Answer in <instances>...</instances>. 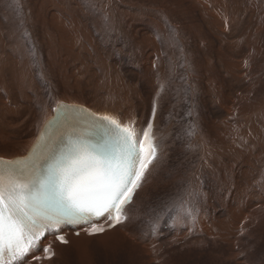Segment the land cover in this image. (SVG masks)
<instances>
[{
    "label": "rangeland",
    "instance_id": "374dc122",
    "mask_svg": "<svg viewBox=\"0 0 264 264\" xmlns=\"http://www.w3.org/2000/svg\"><path fill=\"white\" fill-rule=\"evenodd\" d=\"M16 1L19 0H0V38H4H1L0 48L8 56L0 70V134L9 128L7 118L12 106L10 101L22 102L36 96L23 84L25 71L29 78L33 77L28 82L31 86L27 87L35 86L37 94L38 84L42 83L41 95H45L41 91L44 86H49L51 94L46 95L48 99H52L54 95L93 102L108 99L134 107L139 94L147 98L150 92H155L161 100L162 112L168 111L178 117L179 121L174 129L179 125L187 128L188 135L185 137L176 133L174 159L170 169L164 172L163 164L153 169L147 188L151 191L149 194L146 191L139 198L133 211L139 239H147L151 245L155 241L152 250L154 251L153 247L159 248V257L151 260L144 255V260L129 248L123 247L124 255L107 264H264V201L256 208L248 209L244 218L237 220L241 209L246 208L253 195H264V22L261 21L264 18V0H169L165 2L166 8L151 7L153 4L161 6L164 0H38L39 11H34L37 0H27L29 4L26 0H20V6ZM41 1L53 5L52 14L56 19H63L60 26L68 24L71 34L78 35L91 30L92 35L99 33V42L104 46L103 54L97 56L96 62L87 61L86 58L76 61L83 71H89L87 74H80L77 65H72V58L63 54L56 56L55 61L63 64L65 69L60 67L50 70L49 67H44L49 59L44 44V51L38 44L42 42L43 33L41 37L38 20L34 19L33 12H39L40 15L43 13L46 19L51 11L44 13L46 5ZM152 12H164L161 14L164 18H158V26L153 27L156 30L155 37L158 36L157 45L152 47L146 58L141 43L140 46H130L120 37L122 35H117L112 30L132 26L148 29L146 26L150 21L157 19L149 15ZM176 12L191 14L189 24L182 22L189 35L192 27L195 31L206 33L214 28L212 33L218 35L219 40L223 36L225 41L220 42L223 43V50L231 53L228 59L230 61L218 60L213 56L209 61H214V65L222 73L228 69L227 62L229 65L240 66L244 79L241 80L234 72L226 70L229 79H232L231 88L226 90L220 86L221 82L216 83L211 71L203 77L204 70L197 64L200 53H189L182 33L175 29L182 30L173 20ZM203 14L206 18H203ZM196 24L200 25L198 30L195 29ZM21 25L26 26L25 29L20 30ZM163 25L170 31L158 29ZM17 27L20 31L15 36L16 39H13ZM7 29L12 36L5 34ZM105 32L106 36H102ZM198 35L203 36L200 33ZM198 35L194 37L197 42ZM204 37L207 38V35ZM5 38L10 39L7 40L6 48L3 45ZM18 38L26 44L17 42ZM204 43L205 40H202L199 45L204 47ZM91 44L89 43L90 48ZM133 68L137 72H133ZM221 79L226 83L222 75ZM211 89L213 92L209 91ZM227 91L228 101H224ZM244 93L246 100L242 101ZM188 110L193 113L191 120L186 116ZM7 147L6 145L2 150L6 151ZM182 202L186 211L169 210ZM257 211L261 218L253 219ZM228 221H232L229 229ZM210 231L213 233L210 234ZM231 236L234 240L228 239ZM95 258L100 261L102 257ZM63 262L60 259V263ZM68 264L79 263L72 256L68 259ZM101 264L106 263L101 261Z\"/></svg>",
    "mask_w": 264,
    "mask_h": 264
},
{
    "label": "snow or ice",
    "instance_id": "6c2138e0",
    "mask_svg": "<svg viewBox=\"0 0 264 264\" xmlns=\"http://www.w3.org/2000/svg\"><path fill=\"white\" fill-rule=\"evenodd\" d=\"M89 115L87 129L66 121L64 131L42 133L27 158L0 159V264L50 259L53 244L43 240L68 245L59 234L67 227L94 238L132 221L129 206L157 155L153 124L138 134L115 117ZM41 247L44 257L35 255Z\"/></svg>",
    "mask_w": 264,
    "mask_h": 264
},
{
    "label": "bare ground",
    "instance_id": "6f19581e",
    "mask_svg": "<svg viewBox=\"0 0 264 264\" xmlns=\"http://www.w3.org/2000/svg\"><path fill=\"white\" fill-rule=\"evenodd\" d=\"M133 1H135V0H133ZM18 2L20 3V0ZM18 2L16 1V4ZM41 2L45 3V5H46V6H44L45 7V11H44V8L42 7V4H41V7H42L44 13H46V11H51V10L53 11V8H52L53 5L52 4H49V2L46 3L44 1H41ZM125 2L126 1H124V3ZM165 2H169V0H164L163 2H161V6H159L158 4L157 5L153 4L151 7L166 8L165 7ZM33 3H34V1H33ZM37 3H38V0L35 3V10L34 11H39L38 10V6L40 4L38 5ZM55 3H57V2H55ZM106 3H107V1H106ZM21 4H19L18 6H20ZM27 4H29L28 1H27ZM30 4H31V2H30ZM58 4L59 3H57V5ZM203 4H204V2H203ZM208 5L211 6V8H212V5H210V3ZM59 6H61V5H59ZM167 7L170 8L169 6H167ZM173 8H175V7H173ZM39 9H41V8H39ZM54 9H56V8H54ZM170 9H172V8H170ZM52 11H51L50 16H48L49 18H46V19H44L45 17H44V15L42 13V10H41V13H42L41 15H40L39 12H33L34 15H35L34 19L38 20V25H37L38 26V32L41 35V37H42V33H43V37H42V40H41L42 42H38V44H39V46L41 47L42 50H43V44H44V47H45V50L47 51V55H48V59H49V63L47 65L45 64L44 67H49L48 69H50V70L58 69L60 67H64L63 69H65V66L63 64L59 63L58 61H55V59H56L55 57L60 55V54H63L65 56L69 55L68 57L72 58V65H74V64L77 65L76 61L82 60V59H85V58L87 59V61L96 62L97 56L99 54L100 55L103 54L102 52H104V46L99 42V39H98L99 33H97V35L96 34L92 35V30H91V31H85V32L80 33L78 35L71 34L70 27H68V24L67 25L65 24L64 26H60L61 21L63 19L61 17H59V19H56L57 17L55 15H53L54 13ZM167 11H169V10L167 9ZM172 11H173V9L171 10V12ZM18 13H20V12H18ZM162 13H164V12H157V14H156V12H152L151 14H149V15H153V16L157 17V19L153 20V21H150V24L148 26H146V28H148V29H145V28H143L141 26H132V27H129V28L124 27L123 30H112V31L115 32L117 35H122L120 37H123L122 38L123 41L128 43L130 46H132V45L140 46L139 43H141L142 47L145 50L146 58H147V56L149 55V51L152 49V47L154 48V46L157 45L156 38L158 36L155 37L156 36L155 35L156 30H154L153 27L158 26L156 21L158 20V18L163 17L161 15ZM31 15H32V12H31ZM200 15H199V17H200ZM16 16H17V14H16ZM98 16H99V14H98ZM190 16H191L190 13L187 14L186 12H176V15L174 16L175 19H173V20L178 25H180L182 27V30H180L179 28H175V29L177 31H180V33H182V37L184 38L186 44L188 45L187 48L189 50V53L190 52L196 53L197 51L200 53V57L198 58L199 60H198V62L197 61L196 62L198 64V66L200 67V69H201V66H202V68L204 70L203 77L207 76V72L208 71H211V74L213 73V78H216V79H214V80H216V83L217 82H221L222 85H220V86H223L222 88H225L226 90H228L229 87L231 86V81H232V79H229L230 76L228 75L229 73H227L228 69H229V71L234 72V74L236 76L240 77L241 80L244 79L243 75H242L243 70H241L240 66H236V64H230V65L228 64V62L230 61V60L228 61V59L230 58L231 53L230 52H226V50L225 51L223 50V48H222V44L223 43L220 42V41H225V38L223 36H221L220 40H219V36L218 35L215 36L212 33V30L214 28L211 27L212 29L209 30V33H206V31H201V30L200 31H195L192 27H190V29L192 30V33L190 35L188 33H186L187 29L182 26V22H186V23L189 22L190 23V21L192 19ZM7 17H9V15ZM32 17H29V18L33 19ZM135 17H136V15H135ZM204 17L205 16L203 14V18ZM132 19H133V17H132ZM209 19H211V18H209ZM126 20H128V19H126ZM135 20H136V18H135ZM205 21H206V19H205ZM235 21H237V20H235ZM261 21L264 22V18H262ZM263 22H261L260 24L263 25ZM12 24L13 23H11V25ZM75 24H76V22H75ZM0 25H2V24H0ZM262 25H261V27H262ZM1 27H0V32L2 33ZM25 27L22 26L20 28V30H23V28L25 29ZM195 27H196L195 29L198 30L200 25L196 24ZM206 27H208V26H206ZM225 27H226V24H225ZM34 28H36V25H35ZM15 29H17V30H15V33H14V35L12 37L13 39L15 38V36L17 37L18 31H20L18 29V27L15 28ZM155 29H157V28H155ZM158 29L164 30L166 28H165V25H163V26L159 27ZM105 30H106V28H105ZM166 30L170 31V29H166ZM4 32H5V34L11 35L10 34L11 32L9 33V30H8V32H6V31H4ZM77 33H79V32H77ZM109 33H110V31H109ZM198 33H200L203 36H199ZM12 34H13V31H12ZM167 34H169V33H167ZM196 34L198 35V38H196V39H198L199 42H197L194 39ZM257 34H260V33H257ZM101 35L102 36L103 35L106 36V32L101 34ZM169 35H172V34H169ZM206 35H207L208 39L206 37H204ZM214 36H215V38H214ZM217 36H218V38H217ZM165 37H166V35H165ZM1 38H3V37H1ZM1 38H0V42L2 41ZM9 38H10V36H9ZM9 38H5L6 41L4 40L5 42H4L3 45H4L5 48H6V45L8 43L7 40ZM116 38H117V36H116ZM169 38H171V37H169ZM202 40H205V43L203 44L204 47L199 45L200 41H202ZM16 41L17 42H21L22 40L20 38H18ZM24 42L22 41V43H24ZM91 42H94V43L91 44ZM31 43H29V44H31ZM89 43L91 44V48L89 46ZM25 44H26V42H25ZM158 46H160V44ZM184 46H185V44H184ZM26 47H29V46L27 45ZM174 47H176V46H174ZM96 49H98V50H96ZM201 49H202V51H201ZM203 49H204V52H203ZM38 50H39V48H38ZM39 51H41V50H39ZM97 51H98V53H96ZM34 52L36 53V51H34ZM254 52H256V51H254ZM91 54H95V55H91ZM35 55L37 56V54H35ZM154 55H156V54H154ZM40 56H42V55H40ZM188 56L190 57V55H188ZM212 56L216 57L218 60H227L228 61L227 64H226V66L228 68V69H226L227 72L225 70V73H222V71H220L221 69L218 70L216 68V66L214 65V61L213 62L209 61V59ZM213 57H212V59H213ZM7 59H8V56L6 55L5 50L0 48V70H1V67H2L3 63L6 62ZM44 59H46V58H44ZM253 59H255V58H253ZM253 61H255V60H253ZM43 62L46 63V61H43ZM145 62H143V63L145 64ZM67 64L69 65V62ZM78 65H77V67H78L79 72H81L80 74H87L89 72V71H83L79 67L80 65L79 66ZM70 70H71V68H70ZM132 71L133 72H137L136 68H133ZM248 71H249V69H248ZM49 74H50V72L48 73V75ZM221 75H222L223 79L226 81L227 84L222 81ZM197 77H200V76H197ZM23 78L25 80V81H23V84L26 85L27 89L32 90L36 94V96L32 97L29 100L22 101V102L19 101V102L14 103L13 101H10L12 106L9 108V114H8V118H7V124H8L9 128L4 133L0 134V159L9 160L10 161V160H13L14 158L26 157L27 154L29 153L31 147L35 143V141H36V139L38 137V134H39V132L41 130L47 131L49 129H52L53 131H55V130L59 129L60 131H64L66 129V127H67V125L65 123L66 121L76 125L81 130L89 128L90 127V121L85 122L83 120H89L87 118L90 117L89 114H93L92 111L94 113L98 114V115L115 117V118H117L120 121L121 124H123L125 126L126 125H130L132 128L135 129V131L138 134L141 133L142 129H145L147 127V124H148L149 121L152 122L153 127H154V131H153L154 144L156 146L157 155H156V158L153 160V163L149 165V167H150L149 173L147 174L146 178L144 179L143 184L141 185V188L139 189V191L137 192L135 198L133 199V203L129 206L128 212L133 217V211H134L135 207L137 206V204L139 202V198L146 191H147V194H149L150 191H151V189L147 190L148 184H149V180L148 179H149V177L151 175V172L159 164H163L164 172H166L167 170L170 169V167L172 165V161L174 159V151H175V147L174 146H175V140H176V135H177L176 133L179 132L182 136L185 137V136L188 135L187 128L183 127L182 125H179L178 127H176L174 129V127L176 126V124L179 121L178 117L176 115H174L173 113L168 112V111L166 113L162 112L161 100L159 99L158 94L155 93V92H150L147 95V98H144L142 94H139L140 97L137 98V102H136V105L134 107H129V106L123 105V104H121L119 102L108 100V99H103L100 102H93V101H84V100H78V99L64 98V97H62L60 95H54V96H52V99L51 98L48 99L46 95H50L51 94V91H50L48 85H45L43 90H41V91H43V93L45 95H41L40 94V89H41L42 83H41V85L38 84L37 85L38 86V94H37L35 86L27 87V86H31L28 82L32 81L33 77L29 78L27 76V72L25 71L24 75H23ZM81 78H82V76H81ZM208 78H210V77H208ZM76 79H78V76H77ZM233 79H235V77ZM237 79H239V78H237ZM218 86H219V84H218ZM212 90L213 89H211L209 91H212ZM222 90H224V89H222ZM223 92L224 91H222V93ZM214 93H215V91H214ZM228 96H229V94H228V91H227L226 94L224 95V101H228L227 100ZM262 99H260V101ZM241 100L242 101L246 100V94L245 93L243 94ZM62 102L66 103V104L74 105V106H79L77 109L82 111L83 114L81 116H79V117H73V116H71V114H73V112L72 111H68V112H64V117H60L59 118V116H58L59 111L62 110L63 108L59 109L58 106H60V104ZM252 103H254V102H252ZM249 104H251V102ZM244 105L245 104H243V106ZM251 106H253V105H251ZM153 107H155V115H153ZM252 108L253 107H251V109ZM86 109H88L89 112ZM248 110H249V108H248ZM186 116H187V118H189L191 120V118H193L192 110L191 111L188 110V113H186ZM51 125L53 126L52 128H51ZM46 126H47V128H46ZM191 127H192V122H191ZM6 145L8 147H7L6 151H3L4 147ZM2 148H3V150H2ZM263 201H264V195L263 196L253 195L251 197V199L249 200V202L247 203L246 208L241 209L240 214L237 217V220L239 221L240 219L244 218V216L246 214V211L248 209L256 208ZM262 213H263V211H262ZM195 217H197V216L195 215ZM253 217H254L253 219L261 218L260 212L257 211L253 215ZM231 222L232 221H228L227 222V228L228 229L230 228V223ZM101 223H102V221L100 222V224ZM249 224H251V223H249ZM135 226H136V220H134V218H133L132 221L127 223L126 225L117 226L114 230L107 231V233L105 235L96 236L94 238L93 237H88L83 232L81 233V235L79 237H77V236L73 235L71 229H66L65 231H63V234L66 235V238H68L69 241H70V243L68 245H63V244H60L59 242H56L54 236H51V235L47 236V238L43 240V245H48L49 243L53 244L54 256L51 259H43L42 258L40 261H36V260L32 259L31 255H29L27 257L26 261L32 262V264H61L60 263V259H62L64 261L63 264H68V259L73 256V260L75 262H78L79 264H101V261L107 264L108 262L117 261L118 257L124 255L123 254L124 253V248L123 247L129 248L131 250V252L135 253L136 255H138L140 258H143L144 260H145L144 255L149 256L151 258V260L152 259L157 260V257H159V255H157V252L160 251V250H159V248H155V247H153L154 251L152 250V246H153L155 241H152V245H151L150 241L147 240V239L140 240L139 237H138V231L135 228ZM259 227H261V224H259ZM209 233L211 234V233H213V231H210ZM228 239L229 240L230 239L234 240V237L231 236ZM133 241H134V243H133ZM171 241H173V239H171ZM258 251H260V250H258ZM260 253H258V254H260ZM245 254H247V253H245ZM35 255L44 257L43 248L40 251L35 252ZM96 256H101L102 257L101 260L100 261L99 260L96 261V258H95ZM254 257H256V256H254ZM144 260H141V261L144 262ZM215 260H216V258H215ZM237 260H238V258H237ZM217 261H218V259H217ZM235 261H236V259H235ZM153 264H156V263L154 262Z\"/></svg>",
    "mask_w": 264,
    "mask_h": 264
}]
</instances>
